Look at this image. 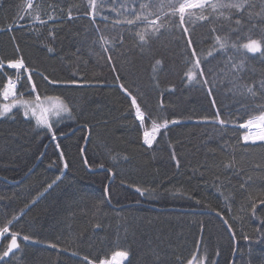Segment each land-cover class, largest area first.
I'll return each mask as SVG.
<instances>
[{"label":"trees","instance_id":"16d2710c","mask_svg":"<svg viewBox=\"0 0 264 264\" xmlns=\"http://www.w3.org/2000/svg\"><path fill=\"white\" fill-rule=\"evenodd\" d=\"M160 2L104 0L93 19L88 0H34L31 15L23 10L27 0H0V86L17 78L7 61L22 57L37 92L60 96L72 109L53 123L62 135L38 162L52 131L20 108L0 118V227L12 220L0 257L12 232L20 244L0 264H89L117 250L129 252L124 264H181L195 253L207 264H264V204L255 215L249 208L264 199V142L245 143L239 127L264 110V55L239 47L264 35V0H212L243 8L197 10L208 19L193 24L186 16L187 34L167 8L155 36L146 22L125 23L133 13L156 20ZM216 35L227 37L226 50L215 45ZM191 48L205 76L203 58L213 53L211 93L185 76ZM121 84L145 112L143 125ZM17 92L28 96L20 84ZM217 110L225 125L214 122ZM149 117L178 121L151 147L143 142ZM207 210L223 216L235 240Z\"/></svg>","mask_w":264,"mask_h":264},{"label":"snow or ice","instance_id":"6c2138e0","mask_svg":"<svg viewBox=\"0 0 264 264\" xmlns=\"http://www.w3.org/2000/svg\"><path fill=\"white\" fill-rule=\"evenodd\" d=\"M103 2L98 4L97 0H88V6L92 10L89 14L93 19H96L97 9H103ZM146 5L141 4L140 8H145ZM167 8L173 17L178 18V24L175 27L179 28L182 34H187L189 32V27L185 25V18L187 16L188 21L190 23H195L196 20L205 21L208 17L204 15H196L197 10L203 12L208 9L213 13L218 12L221 9H236L238 11L242 10L243 5L240 3H220V2H212V0H180L178 3H173V0H161V2L157 6L156 20H148L146 16L134 15V19H128L125 23L129 26H135L138 22H146L151 26V34L155 36L163 25L160 23V15L163 14L165 17L169 15V12H164V9ZM33 9V0H27L26 5L24 6V11L28 12L31 15V10ZM71 15V13H69ZM222 15V13H221ZM33 19L40 21L39 14L35 15ZM228 19V17H225ZM43 23V21H41ZM237 25L240 23L238 20L236 21ZM215 31V29H213ZM138 40L143 44L147 43L148 36L145 32L136 33ZM103 45L111 44L112 41L101 37ZM215 45H218L219 50H226L227 48V37L224 39L221 36L216 35L213 37ZM199 43V42H198ZM186 47H190L192 45V38L189 36L185 41ZM115 45L113 44V47ZM233 48H237V44H232ZM239 47L246 49L250 53H260L264 55V35H262L261 40H255L249 38L248 41ZM207 57H213L212 51L207 53ZM207 57L203 59L206 61L205 67L207 68L208 75L205 76V68L201 67V57L197 55L196 48H191L190 56L186 60L187 64L191 65L185 76L189 83H195L200 86H208L207 91L211 93L214 88L209 85H215L217 83L218 76L216 74V70L208 66L210 61H208ZM214 58V57H213ZM111 59V56L108 57ZM231 61V58H229ZM161 61L157 60L156 65H160ZM243 61L239 66H242ZM7 65L11 69L16 70V80H13L12 77L8 76L6 78V83L0 86V99L5 101L4 103H0V117L6 118L9 115L13 114V109H16L17 106L23 109V115L27 117H33L35 119V124L37 127H43L52 131L53 128V118H56L58 121L60 118H63L64 114H67L69 117L71 116L72 109L66 103V101L60 96H50L43 95L36 90V84L32 80L33 71L29 69L24 59L18 58L15 60L7 61ZM5 67L4 62L0 61V69ZM114 67V66H113ZM233 71L238 67L235 63L231 64ZM23 70V72H21ZM26 74V75H25ZM219 75H225L224 72H220ZM45 79H47L45 77ZM26 80L27 83H23L22 81ZM52 84L58 83L57 81H51ZM71 83H76V81H72ZM20 84L27 93L28 96L25 98L23 92H17V85ZM122 90L131 98V107L134 109V116L140 122L141 125L145 122V112L141 109V105L137 103L136 96L132 95V93L124 87L123 84L120 85ZM248 92H252L251 88L247 89ZM215 100L213 99V104ZM151 119V127L150 129H145L143 132V142L148 147H151L157 136L161 134L162 130H167L169 124H176L178 121L172 120L169 121L167 119H163L162 122H157L156 119ZM220 125H225V120L219 118V110H217L216 121ZM240 128L246 129L247 131L243 135L242 139L245 143L255 144L256 142H264V110L260 111V114L257 116H253L250 119L244 121V123L239 125ZM52 139H55V132L52 131ZM179 161H177V164ZM67 167V164H65ZM257 203L264 204V199L252 200L249 208L252 215L256 214ZM264 211V209H262ZM15 219V217H13ZM12 223V220H9L7 224L0 227V237H2L5 233H9L10 229L8 227L9 224ZM225 223H227L225 221ZM231 227V225H229ZM18 233L12 232L11 239L9 244L7 245L6 251H4L3 256L0 257L2 260L4 257L9 256L13 250H18L20 248V244L18 243ZM30 237L25 235L23 236V240L27 241ZM55 247V245H53ZM129 252L127 250H117L113 251L110 256H105L103 258H99L96 261H90L89 264H124L125 261L128 260ZM85 261H88V257H84ZM195 260V257L193 258ZM189 264H193V261H189Z\"/></svg>","mask_w":264,"mask_h":264},{"label":"water","instance_id":"95a60500","mask_svg":"<svg viewBox=\"0 0 264 264\" xmlns=\"http://www.w3.org/2000/svg\"><path fill=\"white\" fill-rule=\"evenodd\" d=\"M78 127H80V125L79 126H76L71 132H69L68 134H71L73 131H75L76 129H78ZM68 134H66V135H68ZM60 135H62V134H59V135H55V138H58ZM52 140H54V139H52V137L47 141V143L45 144V147H44V149H43V152H42V154H41V156L38 158V160H37V162L41 159V157H42V155L45 153V151H46V148L48 147V145H49V143L52 141ZM86 165H87V167L90 169V170H93V169H91L89 166H88V164L86 163ZM114 178V175L112 174V178H111V180ZM106 191L108 192V185H107V188H106ZM107 196H108V194H107ZM153 207H155V206H153ZM181 210H189L190 211V209H181ZM193 211H200V210H193ZM208 212H212V213H214V214H217L218 216H220V218L225 222L226 220L223 218V216L221 215V214H219L218 212H215V211H211V210H207ZM225 225H226V227L228 228V230L230 231V233H231V236L234 238V240H235V236H234V233H233V231H232V229L229 227V224L228 223H225Z\"/></svg>","mask_w":264,"mask_h":264},{"label":"rangeland","instance_id":"374dc122","mask_svg":"<svg viewBox=\"0 0 264 264\" xmlns=\"http://www.w3.org/2000/svg\"><path fill=\"white\" fill-rule=\"evenodd\" d=\"M34 1V0H33ZM244 43H246V42H244ZM244 43H242V44H244ZM241 44V45H242ZM13 80H16V78H12ZM25 98H27V97H25ZM64 99V98H63ZM65 100V99H64ZM66 101V100H65ZM5 102V101H4ZM4 102H2V103H4ZM67 103V102H66ZM68 104V103H67ZM17 108H20L19 106H17ZM22 111H23V109L22 108H20ZM14 110V109H13ZM66 116H68L67 114H64L63 115V117H66ZM1 118V117H0ZM29 118H32L34 121H35V119L33 118V117H29ZM61 119V118H60ZM53 121L54 122H56L57 120H56V118H53ZM53 122V123H54ZM247 131V130H246ZM3 237V236H2ZM2 237H1V239H2ZM1 239H0V241H1ZM195 257V260H193V258ZM189 261H193V264H207V262H206V258L204 257V256H199L197 253H195L194 255H193V257L192 258H190L189 260H187L186 262H184V263H181V264H189Z\"/></svg>","mask_w":264,"mask_h":264},{"label":"built area","instance_id":"2783aa9c","mask_svg":"<svg viewBox=\"0 0 264 264\" xmlns=\"http://www.w3.org/2000/svg\"><path fill=\"white\" fill-rule=\"evenodd\" d=\"M0 239H1V237H0Z\"/></svg>","mask_w":264,"mask_h":264}]
</instances>
